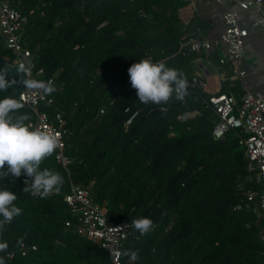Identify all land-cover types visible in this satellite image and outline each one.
<instances>
[{"label":"trees","instance_id":"1","mask_svg":"<svg viewBox=\"0 0 264 264\" xmlns=\"http://www.w3.org/2000/svg\"><path fill=\"white\" fill-rule=\"evenodd\" d=\"M5 1L27 17L21 38L36 68L44 78L54 76V103L41 109L63 112L71 158L67 171L54 152L42 161V168L63 177L59 192L46 198L24 190V174L0 180L16 192L14 203L22 209L0 233L8 244L0 253L6 264H110L106 251L65 225L73 220L64 202L70 182L90 181L94 201L110 220L153 221L144 235L131 226L122 253L136 251L134 264H264V217L232 210L248 174L243 148L233 130L213 139L208 94L197 96L187 87L169 98L163 114L153 103H141L129 80L127 68L142 58L163 61L190 79L196 56L180 50L183 2ZM0 68L16 81L0 97L18 99L24 74L1 37ZM225 85L226 79L219 92L228 93ZM126 107L140 108L128 126ZM23 113L26 108L16 114Z\"/></svg>","mask_w":264,"mask_h":264},{"label":"built area","instance_id":"2","mask_svg":"<svg viewBox=\"0 0 264 264\" xmlns=\"http://www.w3.org/2000/svg\"><path fill=\"white\" fill-rule=\"evenodd\" d=\"M236 4L243 10L252 8L260 14L256 24H264V0H236ZM222 19L225 28L219 39L214 42L215 45L219 43L224 45L215 66L220 81L224 75L220 67L227 64L228 70L233 75L237 77L245 75L241 64L244 38L247 35V30L239 25L240 15L236 9L226 10L222 14ZM26 22V15L11 7L7 1L0 0V37L5 47L12 52L16 66L18 68L23 66L24 79L34 78L54 82V76L43 77V69L36 68L33 53L22 43L21 30ZM181 40L180 50L183 55L202 53V51L208 54L212 46L209 41L202 39L198 30L190 35L183 34ZM261 67L264 70V64ZM187 82L189 91H194L197 96L203 92L208 94L206 105L215 116L212 127L213 139H222L229 130H233L243 148L248 174L239 182L240 199L232 205V210L252 212L257 217H264V98L262 94L249 89H244L238 95L210 92L207 78L197 72L192 73ZM18 100L23 105L21 109L26 108L30 117L26 123L34 128L49 129L58 133L59 145L54 151V158L67 171L71 162V158L66 154V139L70 129L66 125L63 112L55 111L50 115L47 110L41 109L53 105L52 94L44 95L40 90L28 89L23 85ZM154 105L163 114L169 108L168 102ZM104 112L103 107L99 109L100 114ZM124 112L127 115L124 125L128 126L138 115L140 108L126 107ZM182 117L184 116H178V118ZM25 180V178L21 179L23 183ZM92 185L93 181L87 185L70 182L69 190L64 195V202L73 220L66 221V227L106 251L110 264H134L129 258L123 259L122 254L125 241L131 232L130 221L127 218L119 221L110 220L106 215L105 206L94 201ZM21 249L22 254H25L23 244ZM7 256L11 257L12 253H7Z\"/></svg>","mask_w":264,"mask_h":264},{"label":"clouds","instance_id":"3","mask_svg":"<svg viewBox=\"0 0 264 264\" xmlns=\"http://www.w3.org/2000/svg\"><path fill=\"white\" fill-rule=\"evenodd\" d=\"M17 71L23 72V66ZM127 72L131 86L136 89V98L144 104L167 102L173 93L179 98L188 86L184 73L163 61L142 58L133 62ZM6 77H10L8 70L0 68V92L16 82ZM21 82L24 87L40 90L44 95L56 91L52 80L25 78ZM22 107V103L14 96L0 97V180L4 181V177L9 174L15 177L24 174L27 177L24 190L46 198L59 192L63 184V177L58 171L41 167L42 161L58 147L59 135L53 130L31 127L26 123L30 118L27 113L16 114ZM16 199V192L5 187L4 183L0 184V233L22 211L14 203ZM131 226L144 235L151 231L153 221L141 216L133 218ZM7 247V241L0 239V253ZM122 254L128 256L130 262L138 259L136 251L125 250ZM0 264H6L3 255H0Z\"/></svg>","mask_w":264,"mask_h":264},{"label":"crops","instance_id":"4","mask_svg":"<svg viewBox=\"0 0 264 264\" xmlns=\"http://www.w3.org/2000/svg\"><path fill=\"white\" fill-rule=\"evenodd\" d=\"M182 2L178 9V15L183 24V34L190 35L198 30L202 39L209 41L212 45L208 54L203 51L194 54L196 57L192 59L191 74L197 72L206 77L210 92H219L226 79L224 87L228 93L238 95L244 89H249L260 92L264 98V70L261 67L264 64V24H256L260 14L252 8L245 10L238 8L236 0ZM229 9H236L239 12V25L247 30L241 64L245 75L243 77L233 75L228 70L227 64L220 67L221 72H224L223 79L220 81L215 66L224 45L221 43L215 45L214 42L219 39L225 28L222 14Z\"/></svg>","mask_w":264,"mask_h":264}]
</instances>
